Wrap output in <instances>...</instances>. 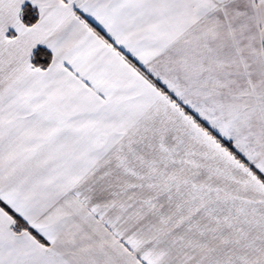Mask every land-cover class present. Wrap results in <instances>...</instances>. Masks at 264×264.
I'll return each mask as SVG.
<instances>
[{"label":"snow or ice","instance_id":"6c2138e0","mask_svg":"<svg viewBox=\"0 0 264 264\" xmlns=\"http://www.w3.org/2000/svg\"><path fill=\"white\" fill-rule=\"evenodd\" d=\"M0 264H264V0H0Z\"/></svg>","mask_w":264,"mask_h":264}]
</instances>
